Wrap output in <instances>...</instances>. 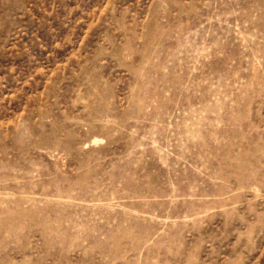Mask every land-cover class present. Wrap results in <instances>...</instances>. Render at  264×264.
Masks as SVG:
<instances>
[{
    "label": "rangeland",
    "instance_id": "1",
    "mask_svg": "<svg viewBox=\"0 0 264 264\" xmlns=\"http://www.w3.org/2000/svg\"><path fill=\"white\" fill-rule=\"evenodd\" d=\"M0 264H264V0H0Z\"/></svg>",
    "mask_w": 264,
    "mask_h": 264
}]
</instances>
